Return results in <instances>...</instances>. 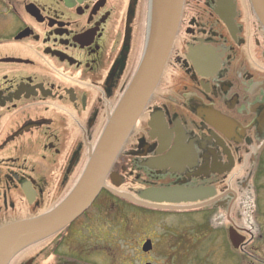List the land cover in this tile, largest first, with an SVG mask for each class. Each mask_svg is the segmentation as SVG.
Here are the masks:
<instances>
[{"label": "flooded vegetation", "instance_id": "1", "mask_svg": "<svg viewBox=\"0 0 264 264\" xmlns=\"http://www.w3.org/2000/svg\"><path fill=\"white\" fill-rule=\"evenodd\" d=\"M246 2L183 0L159 81L111 168L118 183L107 176L67 226L4 264H99L103 195L147 212L234 202L232 174L243 166L251 183L264 149V30ZM149 5L0 0V230L52 210L81 178L140 64ZM146 190L161 201L140 198Z\"/></svg>", "mask_w": 264, "mask_h": 264}, {"label": "rangeland", "instance_id": "2", "mask_svg": "<svg viewBox=\"0 0 264 264\" xmlns=\"http://www.w3.org/2000/svg\"><path fill=\"white\" fill-rule=\"evenodd\" d=\"M240 1L249 9L246 0ZM260 156L251 183L246 182L245 167L235 169L231 186L236 197L225 208L147 212L100 196L99 264H264V149ZM131 179L119 190L135 186ZM230 226L245 236L237 249L228 238ZM148 238L153 248L145 254L141 247Z\"/></svg>", "mask_w": 264, "mask_h": 264}, {"label": "water", "instance_id": "3", "mask_svg": "<svg viewBox=\"0 0 264 264\" xmlns=\"http://www.w3.org/2000/svg\"><path fill=\"white\" fill-rule=\"evenodd\" d=\"M250 2L264 30V0H250ZM149 3L151 15L149 33L140 64L109 116L98 142L90 153L81 178L73 190L52 210L34 219L0 230V264H4L11 253L63 229L90 205L102 188L106 187L105 180L114 160L161 76L178 28L183 0H149ZM226 25L230 27L228 22ZM109 175L117 184L116 175L113 173ZM150 191H142L139 197L161 201L150 198ZM179 201L172 200V202ZM228 238L235 249L245 240V236L232 226L228 228ZM151 248V240L147 239L142 245V250L147 252Z\"/></svg>", "mask_w": 264, "mask_h": 264}]
</instances>
